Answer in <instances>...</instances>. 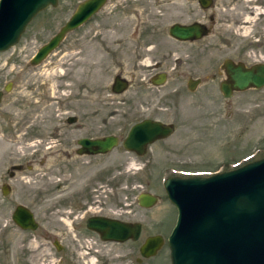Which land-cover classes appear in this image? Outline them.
<instances>
[{
    "label": "rangeland",
    "instance_id": "obj_1",
    "mask_svg": "<svg viewBox=\"0 0 264 264\" xmlns=\"http://www.w3.org/2000/svg\"><path fill=\"white\" fill-rule=\"evenodd\" d=\"M79 1L57 0L43 8L17 41L0 51V187L5 181L10 187L5 194L0 188V264H62L52 260L57 255L47 237L37 235L45 227L53 234L56 222L64 229L59 236L65 248L73 243L76 260L63 259L70 264H122L124 260L126 264H168L165 237L176 210L161 179L227 169L264 155V88L235 91L224 98L215 87L224 76L220 68L224 57L245 63L260 60L264 0H210L207 6L198 0H105L83 24L67 31L45 58L29 63L32 53ZM192 21H202L207 32L192 40H178L167 33L172 22ZM146 56L161 63L153 70L165 72L158 88L143 85L145 65L140 59ZM194 76L200 80L197 86L191 81ZM115 77L125 83L119 91L112 89ZM186 78L187 84L196 86L193 92L184 88ZM138 103H151L153 108L148 110H157L161 120L171 122L172 132L148 144L141 155L120 147L95 156L82 175L75 172L71 182L55 189L62 176L48 144L61 117L76 116L82 122L83 128L70 130L71 137L108 132L123 136ZM157 105L164 108L159 111ZM143 113L147 111L139 115ZM113 165L116 169L120 165L116 180L122 216L143 225L136 241L102 244L90 231H83L82 240L54 216L38 215L39 225L32 230L21 229L11 220L17 200L35 206L37 195L50 196L60 188L83 184L87 175L92 183L97 169L104 170L103 176L98 173L102 177L94 184H100L89 192L97 191L96 198L106 199L107 168ZM140 190L158 199L140 208L133 202ZM125 207L128 212H123ZM150 232L160 233L164 242L146 260L131 261L138 255L132 248Z\"/></svg>",
    "mask_w": 264,
    "mask_h": 264
},
{
    "label": "water",
    "instance_id": "obj_2",
    "mask_svg": "<svg viewBox=\"0 0 264 264\" xmlns=\"http://www.w3.org/2000/svg\"><path fill=\"white\" fill-rule=\"evenodd\" d=\"M57 0H0V51L13 45L25 25L40 10L55 5ZM105 0H81L59 28L29 58L35 64L57 46L63 35L95 13ZM210 0H198L207 6ZM207 32L201 21L172 22L167 33L178 40H192ZM224 78L219 89L224 96L232 90L264 85V62L245 66L229 57L222 59ZM165 73H157L153 83H161ZM8 83L3 86L8 89ZM124 82L114 78L112 89L119 91ZM2 90H0V99ZM170 124L142 119L131 124L121 144L125 149L143 153L144 145L168 135ZM117 142L113 134L78 139V152H105ZM168 200L176 209V217L166 236L169 264H264V155L246 160L227 169L208 174L168 175L162 180ZM5 194L6 186L1 185ZM138 203L151 206L157 195L147 191L137 194ZM12 221L23 229L37 225L31 211L22 204L15 205ZM87 226L102 240L137 239L139 222L123 221L107 216H90ZM159 233L145 236L138 251L150 256L161 246Z\"/></svg>",
    "mask_w": 264,
    "mask_h": 264
},
{
    "label": "flooded vegetation",
    "instance_id": "obj_3",
    "mask_svg": "<svg viewBox=\"0 0 264 264\" xmlns=\"http://www.w3.org/2000/svg\"><path fill=\"white\" fill-rule=\"evenodd\" d=\"M260 38H261V36H260ZM261 46L263 47L262 48V54L260 55V60L258 62H264V34L261 38ZM149 47L150 46L148 45V47H146V49H148ZM230 59L233 60L234 62L240 61L237 59H232V58H230ZM140 61L145 65V71L143 72V76L141 77L142 81L145 84H143V83H139V84H143V85L148 86L150 88L152 86H155L156 88H158V86L161 85L164 81L161 83L155 84V83H153V80L157 78V73L163 72V71H156L153 69L155 66H159L161 63L158 62L159 60L151 61L147 56L141 58ZM254 62H257V61H253L251 63H245L242 61V63L245 66H249ZM217 71L219 72V70H217ZM223 75H224V72H223ZM165 77H166V75H165ZM221 78L223 79L224 76H222ZM220 80L221 79L218 80L215 87L218 88L219 93L224 98H228L235 91H245V90H249V89L261 90L264 88V85L260 86V87L250 86V87H246L242 90H232L228 96H224L219 89ZM191 81L194 82L195 85L197 86L198 82L200 80L198 77L194 76L191 79ZM190 85H191V83L187 84V78H186L184 88H186L188 91L190 90L189 92H193L196 89V86H194V88H193ZM169 96L170 95H168V97ZM150 104L151 103L146 104L145 106H142L141 103H138L137 107H134V111L132 114L134 117L133 118L134 120L132 121L131 124H133L137 121H140L142 119L148 118V119L158 120V121H161L163 123L170 124L171 132H172V130H173L172 123L168 122V121L161 120V118L157 115V113H158L157 110H154V111L148 110L149 107L153 108L152 104L151 105ZM161 107L164 108V106H160V105L156 106V108L159 111L161 110L160 109ZM144 110H146L147 113H145V114L143 113L140 116L139 114L144 112ZM77 120H78V117H76V116H62L60 124L53 126V129H52L51 134H50L51 139H50V144H48V145L51 147V150H52L51 159L53 160V163L55 164V169H57L58 174H60V176H62L60 178L62 181L57 183V186L55 187V189L59 188L63 183L71 182V180L74 179V173L75 172L81 171L80 173L82 175L83 170H86L88 168L90 159L94 158L95 156L104 155L108 152H111L115 148H120V147H122L126 151L133 152L136 155H141L146 151V147L148 146V144L151 143L150 142V143L145 144L144 148H143L144 149L143 153L138 154L134 150H128L122 146L121 141H122V139L126 133L123 136H121L117 133H111V132L110 133L109 132L108 133H102V134H81V133H79L75 137H71V136H69L70 130L83 128L82 122L77 121ZM127 130H126V132H127ZM107 134H113L117 138L116 144L113 145L109 150H107L105 152H98V153H93V154H89L86 152H78V149L80 147V144L78 143V139L80 137H83V136L100 137V136H104ZM165 137L166 136L159 137L157 139H162ZM157 139H155V140H157ZM117 166H118L117 169H116L115 165L108 166V168H107L108 172H109V177H108L109 187L107 188L108 189L107 194L104 193V195L106 196V199L100 200L99 198H96L95 195L97 194V191H94L92 193L89 192L90 188H92V189L97 188L96 186L99 185L100 183H97V185H95L94 183H95V181L100 180L101 177L103 176L104 170L97 169L98 171L94 173V179H93L92 183H89V176L87 175L86 176L87 179L83 184L74 185L71 187L69 186L68 188L66 187L64 189L60 188L59 192H57L56 194H52L50 196L37 195L35 197V199H36V201H35L36 205L35 206L28 204V203L26 204L24 202H21L20 200H17L13 204V207L10 211V217H11V213H12L15 205L22 204L32 212L33 217L37 223L36 227L39 225L38 215L42 214L43 216H54L65 225V227L67 228V231H70V232L74 233L75 235H78L79 238L82 239L84 237L83 231H86V232L90 231L98 238V240H101L99 238L97 232L90 229L87 226L86 221H87L88 217H90V216H104V217L107 216V217H112V218H116V219L123 220V221H129V222L138 221V220H135L133 218L122 216L121 203L119 202V200L117 198L118 197L117 193H118L119 181L117 182V180H116V178H117L116 177V171L120 170V165H117ZM15 168L19 169L18 166ZM112 171H115V173ZM8 172L10 173L11 171H8ZM99 172H102V176L100 174H98ZM67 176L69 178H72V179H69L67 181H63L64 178H66ZM95 178H97V179H95ZM5 186H6V191L9 192L10 187L6 181H5ZM142 191H147V190H142ZM129 192H131V191H129ZM138 192H136L134 195V199H133L134 204H136L140 208L150 207V206H142L138 203V200H137V193ZM59 193H61V194L59 195ZM111 198L112 199L114 198V200H111ZM157 198H158V196H157ZM46 200H48V201L45 202ZM126 202L130 203L129 200H127ZM128 210L129 209H127L125 207L123 212H128ZM138 222H139V226H140V230H139V235H140L143 225H142L141 221H138ZM52 230L54 232L53 234H48L51 231H48V229L46 227H45V229L41 230L40 233L37 232V235H40V237H47V240L50 242V245L53 247L54 253L57 256H52V260H56L59 262L61 261L62 264H70L66 261H63L64 258L70 262L75 261L77 258V255L75 254L73 243L69 242V246H71V247L69 249H67V248H65L66 247L65 244L63 243L61 237L59 236V234L64 231V229H62V227H61V224L59 222H56L54 224V226L52 227ZM155 233H158V232H150L146 235L155 234ZM144 237L142 238L140 243L143 241ZM127 240L136 241V239L132 240L130 238H127L123 241H127ZM101 241H102L101 242L102 244L105 243L106 241H108V242L109 241L110 242H123V241H112V240H101ZM163 242H164V238H163ZM140 243L136 246L135 249H134V247L132 248V250H135L138 253V255L135 254L133 256V259H132V257H130V260L131 261L134 260L136 263L142 262L149 257V256H142L141 254H139L138 248H139ZM66 245L68 246V244H66ZM65 252H67V253H65ZM62 253L66 254V255L63 257ZM124 261H125V263H124ZM124 261L122 262V264L127 263V260H124Z\"/></svg>",
    "mask_w": 264,
    "mask_h": 264
},
{
    "label": "bare ground",
    "instance_id": "obj_4",
    "mask_svg": "<svg viewBox=\"0 0 264 264\" xmlns=\"http://www.w3.org/2000/svg\"><path fill=\"white\" fill-rule=\"evenodd\" d=\"M247 19H248L247 17H243V20L247 21ZM240 26H241V25H240ZM248 26H249V25H248ZM244 27H245V26H244ZM244 27H243V28H244ZM247 28L249 29V27H247ZM239 30H240V29H239ZM246 32H247V31H245V32H243V33L245 34ZM90 260H91V259H90ZM92 261H93V260H92Z\"/></svg>",
    "mask_w": 264,
    "mask_h": 264
}]
</instances>
